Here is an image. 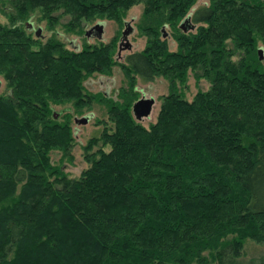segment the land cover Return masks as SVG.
<instances>
[{
	"label": "trees",
	"instance_id": "16d2710c",
	"mask_svg": "<svg viewBox=\"0 0 264 264\" xmlns=\"http://www.w3.org/2000/svg\"><path fill=\"white\" fill-rule=\"evenodd\" d=\"M135 1L0 0V264H264L239 259L264 241V0H142V50L117 61L116 36L86 42V24H122ZM32 19L84 40L41 41ZM114 67L113 96L87 90ZM189 69L208 87L186 100ZM159 77L167 92L143 126L136 83ZM94 106L107 120L69 177L49 152L67 155L72 114Z\"/></svg>",
	"mask_w": 264,
	"mask_h": 264
},
{
	"label": "rangeland",
	"instance_id": "374dc122",
	"mask_svg": "<svg viewBox=\"0 0 264 264\" xmlns=\"http://www.w3.org/2000/svg\"><path fill=\"white\" fill-rule=\"evenodd\" d=\"M207 0H197L193 7H197ZM144 9V2L142 0H136L132 3L124 12V16L121 19L122 24L118 25L112 20H104L102 22V29L100 37L97 38L90 35L86 40L87 43H94L97 39L106 43L111 38L116 36V58L117 61H122L123 57L131 52L140 51L145 45V36L136 28V24L141 19V11ZM61 10H58L60 12ZM57 11H53L55 18L53 21L58 20V22L63 23L67 20V15L58 14ZM58 16V17H57ZM52 20V19H51ZM6 18L0 11V23H5ZM33 21V31L40 29V40L44 41L46 38L53 35L56 39L61 41L67 48H79L84 40V36L75 35L73 33H61L59 28V23H57L51 30H48L44 20ZM95 21L86 24L84 31H87L90 26L94 25ZM126 31L124 37H121L122 31ZM168 31V27H165ZM60 31V32H59ZM54 32V34H53ZM167 43L170 50H174L175 44L171 37H167ZM259 46V45H258ZM260 47V46H259ZM262 49V48H259ZM258 50V48H257ZM264 66V48L262 49V61ZM192 70H188L187 78L181 87L182 94L186 100H190L197 90H205L208 87V82L204 79L196 80L191 74ZM123 84L122 73L117 67L113 68L112 73L109 76H94L86 82V88L89 92L105 91L106 93L113 96L119 86ZM7 87L3 79L0 77V94L5 95L7 92ZM136 89L139 92V98H151L153 99V104L146 118H141L138 121L143 126H147L148 123L153 122L154 117L157 112L159 105V100L157 99L160 95L167 92L166 81L162 78H156L152 82H141L137 80ZM61 108L57 107L54 110L58 113H62ZM66 110V109H65ZM68 110V109H67ZM91 115L85 123L74 122L73 118H80L72 114L71 118V132L73 136V144L69 148L67 155L62 156L57 150H51L49 152L50 161L53 164H59L61 170L65 172L69 177H77L82 169L87 166V163L83 160V150L82 145L85 144L87 139L94 135V131L102 127L104 124L96 123V121L106 122V116L104 114V109L99 106H94L90 112ZM86 117V116H84ZM76 118V119H77ZM109 123V122H107ZM264 255V241L260 243H254L247 240L242 249V254L239 257L241 261L248 260L250 258H257Z\"/></svg>",
	"mask_w": 264,
	"mask_h": 264
},
{
	"label": "water",
	"instance_id": "95a60500",
	"mask_svg": "<svg viewBox=\"0 0 264 264\" xmlns=\"http://www.w3.org/2000/svg\"><path fill=\"white\" fill-rule=\"evenodd\" d=\"M26 27H32V25L29 23H26ZM178 27L183 32H186L188 30H192L194 26L190 23L189 18L186 17L179 23ZM101 29H102V24L96 23L95 25L91 26V28H89L87 31H85V36L88 38L90 35H93L99 38L101 34ZM39 31L40 29H36L35 34L38 35ZM125 33H126L125 30L122 31L121 33L122 38L124 37ZM257 56L259 60L262 59V49L257 50ZM152 104H153V99L151 98L137 99L136 102L133 103L131 107V113H132L133 118L136 121H140L141 118H146L150 112ZM87 120H88V117H82V118L74 119V122L85 123Z\"/></svg>",
	"mask_w": 264,
	"mask_h": 264
}]
</instances>
